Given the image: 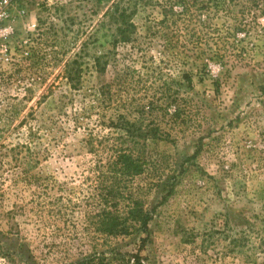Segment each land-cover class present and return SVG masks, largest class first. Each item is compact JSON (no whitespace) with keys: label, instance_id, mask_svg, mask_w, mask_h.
<instances>
[{"label":"rangeland","instance_id":"obj_1","mask_svg":"<svg viewBox=\"0 0 264 264\" xmlns=\"http://www.w3.org/2000/svg\"><path fill=\"white\" fill-rule=\"evenodd\" d=\"M119 114L162 137L130 186L147 232L108 238L89 220ZM0 241L40 264H264V2L0 0Z\"/></svg>","mask_w":264,"mask_h":264},{"label":"trees","instance_id":"obj_2","mask_svg":"<svg viewBox=\"0 0 264 264\" xmlns=\"http://www.w3.org/2000/svg\"><path fill=\"white\" fill-rule=\"evenodd\" d=\"M116 20L119 23V39L129 41L135 24L129 21V16L125 13H121ZM184 77L191 81L188 73L184 74ZM70 79L73 81L72 77ZM71 85L74 89H79L77 83L72 82ZM146 112L144 106L143 114ZM107 126L117 134L113 136L114 143L107 147L106 158H102L97 165V210L91 214L89 225L93 226L95 232L108 238L145 233L151 220L150 212L145 208L143 200L134 196L130 186L136 177L147 171V143L151 139H160L162 131L158 126L145 125L144 121L130 120L124 114L110 120ZM89 143L95 150L93 142ZM140 239L145 241L143 237ZM28 253V250L18 252L6 249L0 241V257L6 259L9 264H40L32 252ZM135 258L136 264H142L140 254H136ZM107 260L104 253H96L83 255L76 261L62 264H107Z\"/></svg>","mask_w":264,"mask_h":264}]
</instances>
